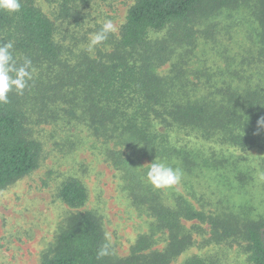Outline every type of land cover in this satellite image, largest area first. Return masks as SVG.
Listing matches in <instances>:
<instances>
[{"label":"trees","instance_id":"trees-1","mask_svg":"<svg viewBox=\"0 0 264 264\" xmlns=\"http://www.w3.org/2000/svg\"><path fill=\"white\" fill-rule=\"evenodd\" d=\"M94 1L62 0L65 17L68 4ZM256 2L136 0L118 38L109 34L94 52L58 42L31 0H21L16 13L0 10V43L12 41L17 64L28 58L35 69L23 94L13 91L0 105V189L38 168L34 128H82L119 172L132 207L148 218L147 233L120 258L98 215L75 212L41 264H172L204 226L210 243L233 242L249 264H264V0ZM242 7H254L258 23L247 57L239 65L225 58L224 68H190L195 26ZM153 162L181 169V183L154 188L147 180ZM58 197L74 210L88 199L74 177ZM182 264L218 263L192 256Z\"/></svg>","mask_w":264,"mask_h":264},{"label":"rangeland","instance_id":"rangeland-1","mask_svg":"<svg viewBox=\"0 0 264 264\" xmlns=\"http://www.w3.org/2000/svg\"><path fill=\"white\" fill-rule=\"evenodd\" d=\"M31 1L53 24L58 42L65 47L78 45L75 52H80L90 50V36L100 30L104 20L113 22L115 31L110 35L118 38L127 11L136 0L68 4L66 17L62 0ZM249 1L254 3L251 6L257 3ZM253 8H225L220 18L195 26L197 48L190 68H224L225 58L234 59L239 65L256 38L253 31L258 23ZM169 69V64L162 67L160 75H166ZM79 129L51 125L34 128L32 136L41 145L38 168L0 189V264H41L51 254L67 218L78 211L98 215L107 242L120 258L127 257L139 236L147 233L148 218L132 207L119 172L102 156L100 144ZM69 177L78 179L87 191V203L82 209H70L58 197L60 186ZM204 229L206 233L196 235L194 246L172 264H182L192 256H204L218 264H249L235 243H210L208 227Z\"/></svg>","mask_w":264,"mask_h":264},{"label":"clouds","instance_id":"clouds-1","mask_svg":"<svg viewBox=\"0 0 264 264\" xmlns=\"http://www.w3.org/2000/svg\"><path fill=\"white\" fill-rule=\"evenodd\" d=\"M21 9V0H0V10L8 13H16ZM115 31L111 20L101 22L98 32L90 36L91 47L104 42L108 35ZM13 42L0 43V105L9 103V94L15 92L22 95L33 80L35 69L32 61L24 58L22 64H17L13 55ZM183 172L179 168H173L164 162H153L147 171L148 182L156 189H167L181 183ZM106 249H102L100 255H106Z\"/></svg>","mask_w":264,"mask_h":264}]
</instances>
